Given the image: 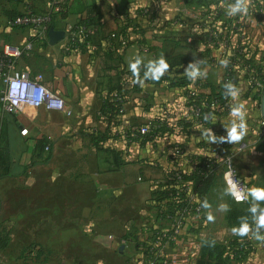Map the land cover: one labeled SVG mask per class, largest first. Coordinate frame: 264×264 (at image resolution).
<instances>
[{
	"label": "crops",
	"instance_id": "obj_1",
	"mask_svg": "<svg viewBox=\"0 0 264 264\" xmlns=\"http://www.w3.org/2000/svg\"><path fill=\"white\" fill-rule=\"evenodd\" d=\"M21 1L0 0V50L22 49L31 43L32 50L17 60L16 67L62 99L70 114L40 107L11 115L0 106V146L10 155V176L0 181V235L9 238L8 246L0 250V264L125 260L130 251L122 240L143 238L155 222L154 186L174 169L191 170L189 157L216 163L231 157L252 190L264 189V158L254 133L255 119L264 117V95L256 106L248 101L239 104L246 131L233 143L226 139V128L233 124L228 118L219 125L226 143H214L210 129L186 119V91L165 85L144 82L140 89L129 91L122 115L113 125L98 116L118 71L131 70L137 59L139 65L153 58L188 59L204 74L190 78L196 80L202 96L220 90L222 60L201 40L198 26L182 15L184 0H62L64 12L54 19L55 31L65 33L90 17L99 29L92 43L76 49L69 48L66 35L51 44L48 32L42 40L34 29H9L7 22L25 10ZM29 2L36 13L49 10L50 0ZM143 8L152 11L153 20L141 18L138 12ZM228 10L226 6L223 15ZM130 21L139 25V41L118 52V59L107 51L103 37ZM262 27L250 20L245 28L253 46L264 40L259 37ZM159 127L168 140L156 146L148 134ZM106 131L108 139L96 147L90 135ZM251 250L234 264H264V250L256 243ZM131 252L137 253L135 248ZM101 254L107 258L102 260Z\"/></svg>",
	"mask_w": 264,
	"mask_h": 264
},
{
	"label": "built area",
	"instance_id": "obj_2",
	"mask_svg": "<svg viewBox=\"0 0 264 264\" xmlns=\"http://www.w3.org/2000/svg\"><path fill=\"white\" fill-rule=\"evenodd\" d=\"M23 1L25 4L27 3V0ZM236 2L237 0L220 1L209 7L186 6L182 15L194 22L201 33L206 35L205 44L218 52L220 60L230 59L228 69L224 66V77H227L229 72L238 76H245L247 89L255 95L263 96L264 84L261 78L264 76V64L260 61L259 54L253 52L254 48L245 28L250 20H255L263 25L264 0H241L242 5L247 9L246 12L237 13L235 16L223 15L226 6L229 7ZM61 9L62 0H50L46 15H35L25 8L21 14L7 22V27L9 29H34L37 31L38 37L45 40V35L51 24L50 14L59 13ZM140 15L142 18L150 19L152 11L143 8L140 10ZM222 15L223 18H221ZM127 32L129 37L124 36L117 39V52H122L129 43L139 39V36L132 32V29ZM91 34H93V30L83 26H71L65 31L69 48H72L76 42L82 43L83 39ZM113 37L115 35H111V38ZM31 50V43L22 49L4 46L0 50L3 111L17 115L24 113L29 108L42 107L48 111H58L69 115L70 111L67 110L62 99L30 78L28 73L16 67L17 60ZM136 77L138 76L136 75ZM124 79L130 80L131 78L124 77ZM228 84L233 85V82L229 81ZM226 93L227 89L225 88L222 91V96L218 93L207 101L198 92L196 80H190L186 119L192 121L195 126H200L203 121L210 118L209 112L221 113L231 110L238 95L232 97ZM115 99L120 101L119 97ZM255 122L254 133L257 135V144L262 148L261 152L264 158V117L259 116ZM139 133L146 134V130L140 129ZM21 134L25 135L26 130H22ZM179 155L185 156L182 151L179 152ZM197 170L204 175H214L221 172V179L226 190L230 189L231 180L237 183L239 191L247 194L251 190L250 182L240 173L231 157L225 158L219 163L208 161ZM190 171L192 170L174 169L166 175L162 182L154 186L152 201L157 216L152 229L143 238L135 236L121 242L124 248L132 243L136 252L144 258V264H195L202 245L210 240L207 239L206 235L205 205L194 191L192 182L184 178L185 175H189ZM228 195L232 202L237 205L245 203L249 197L248 195L246 199L238 200L234 195ZM254 233L264 237V228L257 232L255 222L251 223L244 238H240L236 231H229L227 239L221 242L226 248V255L230 259L240 257L238 253H243L242 248H251L254 243L264 250V239H256ZM233 261L235 262V260Z\"/></svg>",
	"mask_w": 264,
	"mask_h": 264
},
{
	"label": "trees",
	"instance_id": "obj_3",
	"mask_svg": "<svg viewBox=\"0 0 264 264\" xmlns=\"http://www.w3.org/2000/svg\"><path fill=\"white\" fill-rule=\"evenodd\" d=\"M16 1H21V0H16ZM220 1L229 2L230 0H184V3L187 6L209 7L211 5L217 4ZM26 2L27 3L25 4V8H27L28 11L31 12L32 14H35V15L48 14V11L46 10L41 13H36L31 7V3L29 2V0H27ZM63 12H64V7L62 6V9L61 11H59V13L50 14L51 24L49 26V29L53 26L55 17L58 15L62 16ZM138 14L140 15V11L138 12ZM16 16L11 18L10 20L14 19ZM153 18L154 16L152 13V17L150 19H146V18L144 19L151 21L153 20ZM167 24H168L167 22H164V26H166ZM75 26H83L85 28H91L93 30V34L86 36L83 39L82 43L76 42L75 44H73V47H72L73 49L80 48L82 46H85L86 44L88 45L89 43H92L96 39L98 32H99V29L93 17L80 21ZM138 28H139V25H137V22L133 23L132 21H130L126 25L121 26L117 32L111 34V35H115V37L111 38V35H109L108 37H103V39H105L107 43V51H109L112 54H116L119 59L120 55L117 52L118 50L117 48L118 40L117 39L119 37H124V36L129 37L128 32H127L129 29H132V32H135L137 35L140 36L141 33L138 30ZM205 36L206 35L204 34L201 35V38H202L201 40H203V42H206ZM159 59L160 58H153L151 61H157ZM165 60L167 64L169 65V69L167 72H165V74L159 80H152V79L144 78V73L147 71L146 65H148V63L151 61L147 62L146 64L139 65L135 72L133 70L126 72L125 69H120V71H118L116 84L113 86V88H111L107 92V94L102 99V106L100 108L99 115H98L99 118L104 120V122H106L108 126L115 124L116 119L120 115H122L121 111L127 99L128 92L131 90L135 91L137 89H140L141 84L144 82L152 86L165 85L171 88L184 89L186 91V94H188L190 78L187 76L185 70L188 68L189 64H192L191 61L188 59L175 60L173 58H167ZM227 61H230V59H227ZM229 66L230 64L228 63L225 68L228 69ZM180 67H183V68H180ZM118 68H120V65ZM179 74L181 76H178ZM136 75L138 77H136ZM124 77H129L131 79L126 80L124 79ZM261 79L264 84V76ZM229 81H232L235 88L239 90L238 97L234 103V107L231 110L226 111V112H221V113L209 112L210 118L208 120L203 121L200 124V128L210 129L214 132V136H215L214 143H218V144L226 143L225 139L223 140L221 139V138H225V136L223 135L224 132L221 131L222 128L220 129L219 127L220 122L228 118L230 122L237 123L239 119L241 120V117L243 119V115L241 114L234 115L233 110L239 109L241 111H244L241 107H239V104L241 103V101L243 102L248 101L250 105L256 106L259 104L261 97H262L261 95L258 96V95L253 94L251 91L247 89L245 76H238L235 73L233 74L229 72L227 77H224L223 84L219 88L220 90L217 93H214L208 97H205V99L209 101L212 96L217 95L218 93L220 94V96H222V91L226 88L225 86L227 85ZM114 96L119 97L120 101H116L115 99L116 97ZM0 106L2 108V105ZM248 109L247 110L245 109V114L248 113ZM187 126L188 125L183 124V128H186ZM162 128L163 127L156 128L150 131V134H148L153 137V141L155 138L154 145L156 146L159 141L168 140V139H165V136L164 138L162 137L163 135L161 132ZM108 133H109L108 131H106L105 133H100V132L92 133L90 135V140L94 143L96 147L100 148L102 143L106 139H108ZM112 154H114V152ZM187 161H188L187 165L191 167L192 171L189 172V175L188 174L185 175L184 178L192 182L194 191L196 192L198 197H200V199L203 200L202 198L207 194L209 189L212 187L213 175H204L200 173L197 170V168L201 167L202 164L207 163L208 161L204 162L203 160H200V159L195 160L194 158H190V157ZM9 176H10L9 151L7 148L0 146V181L8 178ZM248 203L249 201H246L245 203L239 204V205L233 203L232 201L230 203V209L228 210V216L226 219L231 226L234 225L236 230H239L242 224L245 222L248 224L249 227L251 226V223L253 220V214H250L249 212H246L244 210L246 209V206ZM262 209H264V201H262ZM240 217L243 218L242 222L239 223L238 225L234 224V221L240 220ZM236 232L238 233L240 238H244L245 234L240 235L239 231H236ZM8 243H9V238L7 237V235L6 234L5 236L0 235V250L6 248L8 246ZM242 251L243 253L242 252L238 253V256L241 257V254L244 255L246 253L251 252L252 250L251 248L243 247ZM240 257H235L234 259H230L226 255V248L224 245H222L221 243L217 244L209 240L202 245L199 257L196 260L195 264H234L233 260L237 262L240 259Z\"/></svg>",
	"mask_w": 264,
	"mask_h": 264
},
{
	"label": "rangeland",
	"instance_id": "obj_4",
	"mask_svg": "<svg viewBox=\"0 0 264 264\" xmlns=\"http://www.w3.org/2000/svg\"><path fill=\"white\" fill-rule=\"evenodd\" d=\"M262 26L263 27L259 29V37L264 39V23ZM253 48H254L253 52L259 54L258 56L261 58L260 61L264 64V40L255 43ZM2 92H3V88L0 85V97ZM212 181H213L212 187L209 189L207 194L202 198L203 199L202 201L205 205L204 220L207 227L206 229L207 239H210L214 243L219 244L224 239H227L229 231H233L235 227L234 225L231 226L226 219L228 216V210L230 209V203L232 200L230 199L223 185L221 179V173L218 172L214 174ZM255 189H260V187ZM247 201H249V203L247 204L246 209L243 208L246 212L252 214L249 209L251 207H257V205L259 206V208L262 209V201L253 202L250 195ZM242 219L243 218L240 217V220H235L234 224L238 225L239 223L242 222ZM254 222L255 221L253 218L252 223ZM126 248L128 249V252L130 251V253L126 255L125 260L122 257H120L117 259V262H115L114 264H144V258L142 257L141 254L131 252L132 249L134 248L133 245L129 244L127 245ZM100 257L102 260H104V258H107V255L101 254Z\"/></svg>",
	"mask_w": 264,
	"mask_h": 264
},
{
	"label": "clouds",
	"instance_id": "obj_5",
	"mask_svg": "<svg viewBox=\"0 0 264 264\" xmlns=\"http://www.w3.org/2000/svg\"><path fill=\"white\" fill-rule=\"evenodd\" d=\"M247 9L244 7L241 3V0H237V2L233 5L229 6V10L227 12V15L229 16H235L237 13H244ZM140 60L137 59V61L133 64H131V69L135 72L140 64ZM221 64L223 66H227L228 61L223 60L221 61ZM147 71L144 73L145 79H152V80H159L165 72L168 71L169 65L167 64L166 60L163 58H160L157 61H151L146 65ZM187 76L191 79H195L198 76L204 75L201 73L197 66H194L192 64H189L188 68L185 70ZM227 89V95H230L232 97H236L238 95V89H236L233 85L228 84L225 86ZM234 115H239V109L233 110ZM239 129V132L237 131ZM227 130V141L229 143H233L235 141H238L242 139V137L245 135L246 131V125L243 122V119L241 117V122L239 124H236L233 122L231 127L226 128ZM208 134L212 138L213 142H215V136L212 134L210 130H208ZM222 140L225 138H221ZM238 185L233 180H231V187L230 189L226 190L228 194L234 195L238 200L246 199L248 195L251 196L253 202L257 201H264V189H255L251 192L245 194L238 190ZM257 205V204H256ZM250 212L253 214V218L256 224L257 232L259 229L264 228V209L257 207H251ZM233 231H239L240 235H244L248 233L249 226L245 222L242 224L241 228L239 230L234 229ZM256 239H264V237H261L254 233Z\"/></svg>",
	"mask_w": 264,
	"mask_h": 264
},
{
	"label": "water",
	"instance_id": "obj_6",
	"mask_svg": "<svg viewBox=\"0 0 264 264\" xmlns=\"http://www.w3.org/2000/svg\"><path fill=\"white\" fill-rule=\"evenodd\" d=\"M65 33L61 31H55L52 27L48 31V37L51 44H55L63 40Z\"/></svg>",
	"mask_w": 264,
	"mask_h": 264
}]
</instances>
